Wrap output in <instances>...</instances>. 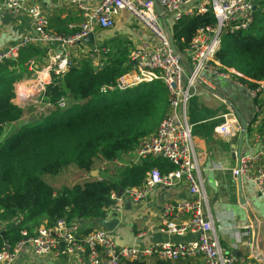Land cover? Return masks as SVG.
Masks as SVG:
<instances>
[{
	"label": "built area",
	"instance_id": "1",
	"mask_svg": "<svg viewBox=\"0 0 264 264\" xmlns=\"http://www.w3.org/2000/svg\"><path fill=\"white\" fill-rule=\"evenodd\" d=\"M62 2L79 15L80 22L74 33L59 34L51 30L49 19L37 0H0V12L8 10L14 15L25 16L30 21L27 33L0 48V63L5 59H15L20 50L27 46L43 47L45 57L40 67L41 71H36L37 74L48 76L41 85L43 90L51 72L61 76L68 69L75 49L81 48V51L85 52L87 44L83 42L84 37L88 34L94 36L93 50L96 51L102 44L98 32L113 28L117 16L122 11L127 12L137 26L146 30L150 37L133 43L129 53L130 62H134L132 68L118 77L114 86L107 88L126 89L160 80L167 89L168 105L156 129L119 156L134 163L159 159L173 169L162 172L157 165H152L146 171L141 186L124 188L121 196H118V192L111 191L109 198L112 203L103 208L102 216L97 219L100 225L93 226L85 234H82L81 221L75 219L69 221L66 218H58L49 224L40 225L32 236L21 231L20 241L14 246L4 243L0 249V264H14L18 255L26 249L37 260L42 258L54 260L75 255L80 264H126L146 258L167 262L200 258L202 264H264L261 261L252 263L247 256L237 255L220 244L208 205L204 179L196 158L192 124L187 116L188 103L194 95L196 81L202 79V71L224 77L232 76L242 85L236 79L242 76L241 73L222 66L215 58V53L221 46L222 35L225 32L245 29L251 24L257 9L255 0H62ZM156 7L159 8V12ZM196 13L211 14L215 20L214 25L200 28L188 47L182 52L177 50L178 53L174 54L163 20L170 29L172 24L183 16ZM28 64L34 70L37 68L33 67L32 60H29ZM38 79L39 77L29 79V85ZM37 83L40 84L39 81ZM243 86L252 100L253 114L260 119L264 116V80L256 81L252 88ZM27 90V87L22 91L16 90L17 99L23 97ZM64 106L66 100L60 98L58 107ZM233 111L222 114L223 121L215 128L222 138H231L239 129ZM262 138L264 136L257 132L254 134L256 141ZM122 162L120 157L106 161L115 166H121ZM105 169L104 164L97 172L109 173ZM238 172L242 179L252 182L258 194L264 198V146L254 152L240 155L239 168L232 169L234 178ZM89 175V179L92 178V174ZM101 178L103 176L95 177ZM158 186L167 189L183 188L190 195L189 198L173 197L162 202L159 217L161 230L177 236L192 233L194 238L179 242L118 244L112 231L103 226V222L116 219L118 224L125 212L126 202H129L130 206L146 202ZM181 215L185 218L179 220ZM246 230L249 233L248 227ZM142 235L140 233L137 237Z\"/></svg>",
	"mask_w": 264,
	"mask_h": 264
},
{
	"label": "trees",
	"instance_id": "2",
	"mask_svg": "<svg viewBox=\"0 0 264 264\" xmlns=\"http://www.w3.org/2000/svg\"><path fill=\"white\" fill-rule=\"evenodd\" d=\"M255 2L257 9L251 24L245 29L225 32L215 53L222 66L241 73L236 79L248 88L264 80V0ZM214 22L211 14L196 13L173 23L170 31L176 49L182 52L200 28ZM51 27L59 34L76 31L61 20H54ZM126 42L113 44L105 40L96 51L89 45H85V52L78 48L80 51L71 57L64 74L51 72L41 91L43 100L49 104L47 114L35 117L0 141V222L3 224L0 249L4 243L14 246L20 241L21 231L32 236L37 227L58 218L96 220L102 216L103 208L111 205V191L141 186L152 165L162 172L173 169L164 162L147 159L141 164L125 165L109 178H88L60 188L43 178L70 166L89 172L97 158L112 161L156 129L168 105L163 84L157 88L154 80L144 94L133 98L130 93L141 84L126 89L107 88L132 68ZM44 57L43 47L30 45L21 49L15 59L0 63V136L6 124L16 122L24 113L23 107L13 101L14 84L32 78L29 60L42 63ZM60 98L66 100L62 108L58 107ZM93 102L96 106L88 109ZM209 112L198 104L194 95L190 98L187 116L192 135L201 125L205 126L203 122ZM221 122L218 119L204 130L211 131ZM251 122H258L256 132L264 136V116L259 119L254 115ZM89 230L83 228L82 234ZM163 264L167 263L163 261Z\"/></svg>",
	"mask_w": 264,
	"mask_h": 264
},
{
	"label": "crops",
	"instance_id": "3",
	"mask_svg": "<svg viewBox=\"0 0 264 264\" xmlns=\"http://www.w3.org/2000/svg\"><path fill=\"white\" fill-rule=\"evenodd\" d=\"M37 1L40 2L49 19L51 30H53L51 25L54 20L66 22L68 28H76L79 24V15L73 9L66 7L62 0ZM4 13L5 11L3 12V10L0 12V48L27 33L30 29V21L27 17L17 16L10 12L13 17L7 21L3 18ZM115 26L125 29L124 33L130 35L129 39L133 43L139 39H148L150 37L148 32L138 27L131 16L125 11H122L117 16ZM97 35H99L102 42L105 36H107L101 32H98ZM201 78V80L198 79L195 83L194 96L198 104L210 110V112L205 115L206 121L203 122L205 126L201 125L193 134V142L219 242L235 254L247 256L252 263L254 261L264 263V198L258 194L252 182L243 179L242 196L246 204H240L238 202L235 178L232 175V169L236 166L241 125L236 118L239 129L229 139L222 138L215 131V128L220 123L215 125L211 131L207 132L204 130V127H209L218 119H222L223 121L222 114L228 113L230 110H237L240 116L247 121L248 126V130L245 131L242 138L240 155L254 152L261 148L264 146V138L258 141L254 139L258 122H251L254 118L253 110L251 112L252 100L248 96L246 88L238 84L232 76L224 77L209 71H202ZM24 81L22 80L18 83L22 84ZM119 157L123 161L121 166H115L112 163L110 165L120 169L131 163L134 165L141 164L130 162L123 156ZM158 162L162 161L158 160ZM97 170L93 168L88 173L92 174V178L103 176ZM173 197L184 199L189 198L190 195L183 188L167 189L158 186L153 190L146 202H138L131 205L129 210L125 209L120 222L113 228L114 231L111 230L116 242L126 245L137 242L151 244L164 241H188L194 238V234L192 233L177 236L167 234L161 230L162 226L159 220L162 211L161 204L164 200ZM184 218L185 216L181 215L179 220ZM81 222L82 229H91L93 226L100 225L97 219L82 220ZM246 227L249 229L255 227L256 229V256L252 255ZM140 233L143 235L137 237ZM159 261L161 260L156 258H146L137 263L163 264V261L160 263ZM50 262L52 264H80L79 259L75 255L54 260L48 258L37 260L28 249L23 250L18 255L14 264H50ZM164 262L167 264H202L200 258Z\"/></svg>",
	"mask_w": 264,
	"mask_h": 264
},
{
	"label": "rangeland",
	"instance_id": "4",
	"mask_svg": "<svg viewBox=\"0 0 264 264\" xmlns=\"http://www.w3.org/2000/svg\"><path fill=\"white\" fill-rule=\"evenodd\" d=\"M5 11L3 18L5 20H9L12 19L13 15L7 11V10H3V12ZM125 29L119 28L117 26H114L113 28H108L106 30H103L101 33L103 35H107L105 36L104 40H109V42L113 43V44H122L125 41H127V47L129 48V50L131 51L132 47H133V42H131V40L129 39V34L124 33ZM97 39V36H96ZM80 51V49H75L73 51V57L75 55L78 54V52ZM33 61V67H37L35 70H33L32 72V79L35 78L37 79V77H39V79L37 81L40 82L37 83L34 82L32 85H29V79H23V83H15L14 84V88L15 91L16 90H23V88L27 87V92L23 95V97H21L20 99H17V96L15 95V99H13V101L17 104H19L21 107H23L24 109V113L22 115V117L17 120L14 123H10V124H6L3 128V132L0 136V141L6 137L8 134H10L11 132H13L14 130H17L19 127L24 126L27 122L32 121L33 119H35V117H38L39 115H43L44 113H46V108L49 107L47 102H45L41 96V85H43V80H45L46 78L48 79V76L46 74H37L36 71H41L40 67L42 66L40 61ZM36 73V74H35ZM154 85L157 84V88H160L162 86V82L160 80H156L154 81ZM38 84V85H36ZM20 86V88L18 89V87ZM36 86V87H35ZM152 86V83H144L141 84V86H139V88L135 89L134 91H132L130 93V98L139 96L140 94H144L145 90H147L148 88H150ZM16 93V92H15ZM121 99H123V97H119ZM96 102L90 103L88 105V109H93L96 106ZM253 105V104H252ZM83 108V107H82ZM81 108V109H82ZM251 112H252V106H251ZM74 113H77L76 111H74ZM73 113V114H74ZM47 114V113H46ZM159 160V159H158ZM106 165V169L105 171H109V173H103L102 175L104 177H111L113 174H115L116 171H118L117 168L111 166L110 164L106 163L102 158H97L95 160L94 163V169H99L100 166ZM90 177L88 172H84L81 171L79 169H76L73 166H70L69 168L63 169L61 172L55 174V175H43V178L50 183L51 185H53L56 188H60L61 186H70L74 183H82L85 180H87ZM2 223H0V228L2 227ZM114 231V230H113Z\"/></svg>",
	"mask_w": 264,
	"mask_h": 264
},
{
	"label": "water",
	"instance_id": "5",
	"mask_svg": "<svg viewBox=\"0 0 264 264\" xmlns=\"http://www.w3.org/2000/svg\"><path fill=\"white\" fill-rule=\"evenodd\" d=\"M156 9L158 12L160 11L158 7H156ZM163 26H164L167 34H168L173 53L177 54L178 51L176 49V46L174 45L172 35H171V31H170L169 27L166 25V23L164 22V20H163ZM83 42L85 44L89 45L90 47L94 48V36L92 34H88L86 37H84ZM133 64H134V62L131 61L130 65L132 66ZM234 114H235L236 118L238 119V121L241 125V134H240V138H239L238 153H237V157H236V166H235L238 169L239 168L240 147H241V143H242V138H243V135H244L246 128L248 126H247V121L243 117L240 116V114L237 110H234ZM242 181H243V179L241 177V174L238 172L235 176L238 202L242 205H245L246 203H245V200L242 196ZM122 193H123V189L119 188L118 189V196H121ZM125 208L127 210H129V208H130L129 202H126ZM113 216L114 217L116 216L115 213L113 214ZM116 224H117L116 219H112L110 221L103 222V226H105L109 230H113V228L116 226ZM255 232H256L255 227H251V229L249 230V233H248V242L251 245V251H252L253 256L257 255L256 246H255V239H256V233ZM50 264H52V262H50Z\"/></svg>",
	"mask_w": 264,
	"mask_h": 264
},
{
	"label": "bare ground",
	"instance_id": "6",
	"mask_svg": "<svg viewBox=\"0 0 264 264\" xmlns=\"http://www.w3.org/2000/svg\"><path fill=\"white\" fill-rule=\"evenodd\" d=\"M64 74V73H63ZM22 91V90H21Z\"/></svg>",
	"mask_w": 264,
	"mask_h": 264
}]
</instances>
